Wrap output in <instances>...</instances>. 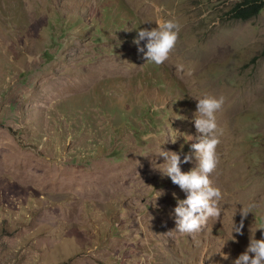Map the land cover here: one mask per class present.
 <instances>
[{
	"label": "rangeland",
	"instance_id": "374dc122",
	"mask_svg": "<svg viewBox=\"0 0 264 264\" xmlns=\"http://www.w3.org/2000/svg\"><path fill=\"white\" fill-rule=\"evenodd\" d=\"M236 1L0 0V264H234L264 238V11ZM170 19L174 52L147 62L133 41ZM204 96L225 98L223 213L193 238L156 153L183 161Z\"/></svg>",
	"mask_w": 264,
	"mask_h": 264
},
{
	"label": "clouds",
	"instance_id": "9594fccd",
	"mask_svg": "<svg viewBox=\"0 0 264 264\" xmlns=\"http://www.w3.org/2000/svg\"><path fill=\"white\" fill-rule=\"evenodd\" d=\"M156 24H158L157 28L141 29L133 43L140 45L141 41L146 40V45L139 47L138 51L144 54L143 58L147 62L162 66L170 59L176 48L181 26L174 19L163 23L157 21ZM194 99L198 101L197 111L194 114V124L199 134L195 139L198 142L191 144V151L184 156L183 161L177 152L165 151L162 148L156 153L165 158V163L161 164L163 167L159 168L163 176L170 178L186 193V199L177 200V206L174 208L176 227L170 232L187 234L193 238L207 227L210 219L218 221L223 213L221 206L223 193L219 187L215 186L211 177L220 164L218 146L221 144L220 137L223 135V129L218 125L216 114L225 103L223 96L194 97ZM151 135L150 133L144 139H149ZM193 156L197 162L196 166L190 171H182L181 164L191 162ZM240 212L243 218H247L252 211L243 207ZM243 228L244 220L242 219L239 226L234 223L232 235L234 232L243 235ZM223 258L228 259V255L224 254ZM234 264H264V238H251L246 251L239 255Z\"/></svg>",
	"mask_w": 264,
	"mask_h": 264
},
{
	"label": "trees",
	"instance_id": "16d2710c",
	"mask_svg": "<svg viewBox=\"0 0 264 264\" xmlns=\"http://www.w3.org/2000/svg\"><path fill=\"white\" fill-rule=\"evenodd\" d=\"M264 11V0H237L230 13L237 19L249 20Z\"/></svg>",
	"mask_w": 264,
	"mask_h": 264
}]
</instances>
